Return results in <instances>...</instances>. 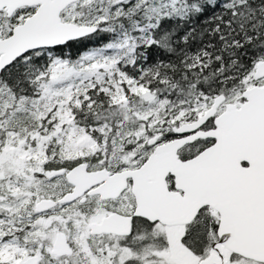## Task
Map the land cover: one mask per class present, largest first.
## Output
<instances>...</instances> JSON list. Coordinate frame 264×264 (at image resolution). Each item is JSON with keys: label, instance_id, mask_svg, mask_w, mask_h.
I'll return each instance as SVG.
<instances>
[{"label": "snow or ice", "instance_id": "1", "mask_svg": "<svg viewBox=\"0 0 264 264\" xmlns=\"http://www.w3.org/2000/svg\"><path fill=\"white\" fill-rule=\"evenodd\" d=\"M0 264H264V0H0Z\"/></svg>", "mask_w": 264, "mask_h": 264}]
</instances>
